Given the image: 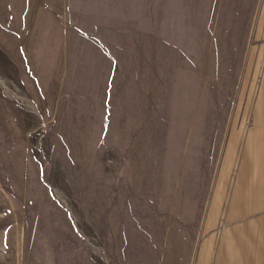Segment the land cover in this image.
<instances>
[{"label":"rangeland","instance_id":"obj_1","mask_svg":"<svg viewBox=\"0 0 264 264\" xmlns=\"http://www.w3.org/2000/svg\"><path fill=\"white\" fill-rule=\"evenodd\" d=\"M263 1L0 0V264H194Z\"/></svg>","mask_w":264,"mask_h":264},{"label":"crops","instance_id":"obj_2","mask_svg":"<svg viewBox=\"0 0 264 264\" xmlns=\"http://www.w3.org/2000/svg\"><path fill=\"white\" fill-rule=\"evenodd\" d=\"M262 21L261 72L245 100L243 148L234 171L228 157L215 179L194 264H264V1Z\"/></svg>","mask_w":264,"mask_h":264}]
</instances>
